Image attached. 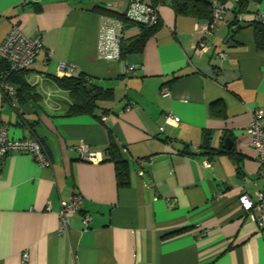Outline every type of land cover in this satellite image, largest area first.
<instances>
[{"label":"crops","instance_id":"0c3cea01","mask_svg":"<svg viewBox=\"0 0 264 264\" xmlns=\"http://www.w3.org/2000/svg\"><path fill=\"white\" fill-rule=\"evenodd\" d=\"M108 1L0 0V42L18 22L51 51H40L24 73L35 99L13 102L0 93V127L13 139L37 138L50 160L41 166L14 152L2 160L0 264H264V227L238 201L264 191L246 131L252 111L264 110V49L252 23L264 1H250L240 19L228 10L207 48L197 50L209 22L176 14L164 0L161 26L142 51L106 60L97 52L95 7ZM128 1L114 0L116 9ZM137 32L134 26L125 35ZM61 62L68 74L57 71ZM80 73L112 89L113 99L93 113L66 115L70 98L53 76ZM167 113L179 121L165 123ZM226 136L235 155L222 146ZM110 137L127 160L124 186L104 153ZM205 137L224 152L208 154ZM78 144L95 159L81 157ZM74 194L82 196L81 209L60 233L61 201Z\"/></svg>","mask_w":264,"mask_h":264},{"label":"built area","instance_id":"2783aa9c","mask_svg":"<svg viewBox=\"0 0 264 264\" xmlns=\"http://www.w3.org/2000/svg\"><path fill=\"white\" fill-rule=\"evenodd\" d=\"M237 0H225V2L213 1L212 4V20L206 26L200 28V39L197 50L207 48V37L212 31L224 20V15L232 8ZM109 6H115L114 0L108 1ZM128 18L146 24H153L158 18V7H152L141 0H129L125 7ZM239 14L237 18H241ZM252 19L264 24V8H257L252 12ZM124 23L108 15H101L99 25V35L97 52L99 57L106 60L120 59V45L124 33ZM44 50L41 40L25 34L18 22H13L4 39L0 42V61L7 64V70L0 72V93L11 96L13 102L17 101L15 87L11 84L7 77L12 72H17L30 67L40 51ZM46 57L51 56V51L44 50ZM219 57H225L224 52H219ZM136 66L130 65L127 70L133 71ZM57 71L68 74L71 67L66 63H59ZM170 93L169 86L163 84L160 88V94L167 96ZM179 117L167 113L164 115L165 123H176ZM163 130V126H159V131ZM247 133L251 137V145L257 151V160L260 165V175H264V110L254 109L252 118L246 128ZM76 150L79 155L86 159H95L92 152L89 151L86 144H78ZM29 153L34 160L41 166L50 165L46 152L42 143L37 138L13 139L7 135L6 126L0 127V167L3 158L9 153ZM205 166L210 165V161L203 162ZM253 200L247 193H242L238 197V201L242 209L250 216L260 227H264V191H256ZM82 196L74 194L67 200L61 201L59 211L60 228L59 232H66L68 229L69 218L79 213L82 204ZM91 219L90 214L85 213L81 216V222L87 226ZM22 258L27 260L26 252L22 254Z\"/></svg>","mask_w":264,"mask_h":264},{"label":"trees","instance_id":"16d2710c","mask_svg":"<svg viewBox=\"0 0 264 264\" xmlns=\"http://www.w3.org/2000/svg\"><path fill=\"white\" fill-rule=\"evenodd\" d=\"M142 2L152 6L158 7L164 0H141ZM170 6L176 14L191 15L198 19H204L208 22L212 20V4L214 0H168ZM218 2H225V0H216ZM250 1L260 3L264 0H237L231 9L237 19L239 14L245 12L246 7ZM129 2V1H128ZM95 10L100 15H108L121 20L124 23V33L120 45V58H124L128 54L139 53L142 51L146 40L154 34V32L161 26L160 16L155 23L146 24L139 21L132 20L127 17L125 9L119 11L115 6H109L108 2L105 5L96 6ZM255 29L256 45L264 49V24L252 19ZM137 27L138 32L131 36L125 35V30L130 27ZM29 68V67H28ZM17 72H12L8 75L7 80L14 85L16 97L19 102L27 101L36 98L35 87L31 86L25 79L24 73L28 69ZM7 70V64L0 61V72ZM53 80L63 90H65L70 98V103L66 110V115L77 113H93L98 107L99 102L113 99V90L110 88H103L90 82L89 78L80 73L78 75H63L53 76ZM4 97L9 98L6 93ZM105 111V110H104ZM202 148L208 149V154H217L224 152L222 150H214L208 144V138L205 137ZM190 152V151H185ZM105 155L113 160L115 164L116 178L118 185L124 186L128 184V165L127 160L122 154L120 144L114 138L110 137L107 146L104 149ZM226 153L235 155L232 147L226 150Z\"/></svg>","mask_w":264,"mask_h":264},{"label":"water","instance_id":"95a60500","mask_svg":"<svg viewBox=\"0 0 264 264\" xmlns=\"http://www.w3.org/2000/svg\"><path fill=\"white\" fill-rule=\"evenodd\" d=\"M224 148H231L232 146V140L230 139L229 136H226L225 139H224V142H223V145H222Z\"/></svg>","mask_w":264,"mask_h":264},{"label":"rangeland","instance_id":"374dc122","mask_svg":"<svg viewBox=\"0 0 264 264\" xmlns=\"http://www.w3.org/2000/svg\"><path fill=\"white\" fill-rule=\"evenodd\" d=\"M261 8H264V3H262V6H261Z\"/></svg>","mask_w":264,"mask_h":264}]
</instances>
